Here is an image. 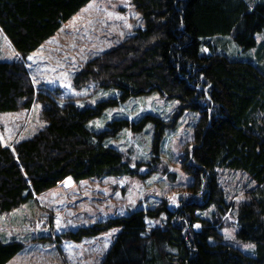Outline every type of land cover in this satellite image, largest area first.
<instances>
[{"label": "trees", "instance_id": "obj_1", "mask_svg": "<svg viewBox=\"0 0 264 264\" xmlns=\"http://www.w3.org/2000/svg\"><path fill=\"white\" fill-rule=\"evenodd\" d=\"M89 1L0 0V29L21 57L0 60V112L29 109L39 101L45 121L28 137L0 143V213L66 177L137 175L136 165L106 138L152 121L155 149L162 121L149 113L135 123L113 118L101 128L91 121L118 102L156 92L177 99L179 111L198 113L182 165L193 177L192 192L203 189L202 201L188 198L173 210L166 205L135 209L62 234L76 240L119 227L99 264H264V42L256 41L264 32V1L250 7L247 0H132L143 26L85 61L72 77L75 87L94 82L117 95L80 107L73 97L36 88L25 59ZM223 36H232L242 50L261 48L258 64L224 54L217 39ZM217 167L240 170L255 182L235 207V238L253 243L248 252L221 232L217 212L233 207L219 187ZM209 204L215 210L199 215ZM161 212L165 221L148 229L146 217ZM22 248L21 240L0 238V264Z\"/></svg>", "mask_w": 264, "mask_h": 264}, {"label": "rangeland", "instance_id": "obj_2", "mask_svg": "<svg viewBox=\"0 0 264 264\" xmlns=\"http://www.w3.org/2000/svg\"><path fill=\"white\" fill-rule=\"evenodd\" d=\"M247 1L252 7L255 2L264 0ZM143 24L132 0H90L25 59L34 86L56 90L61 97H73L80 107L116 97L115 89L100 88L94 82L75 87L72 77L85 61L119 44ZM217 39L224 54L257 63L261 51L258 46L257 49L242 50L235 45L232 36ZM256 41L264 42V32L256 34ZM19 58L20 54L0 29V60ZM40 111L41 104L35 101L29 109L0 112V143L11 145L32 135L45 124ZM147 113L163 123L162 137L155 149L152 121L145 122L138 130L123 127L106 138V142L118 149L127 162L136 165L137 175L79 181L66 177L36 194L33 200L0 213V238H16L23 242L22 250L5 264H99L119 227L104 228L76 240L62 233L95 227L110 217L135 209L166 205L173 210L188 198L202 201L203 189L192 192L193 177L182 165L184 151L194 142L197 112L189 109L181 112L177 99L148 92L105 108L91 121V126L101 128L106 121L120 117L135 123ZM215 170L225 200L233 207L226 214L217 212L221 232L234 245L248 252L253 247L247 246L253 243L235 238V207L247 199V191L255 182L240 170L226 167ZM69 178L71 182L66 185ZM214 210L215 206L209 204L198 213L207 216ZM166 218L167 214L162 212L153 218L146 217L147 228L161 225Z\"/></svg>", "mask_w": 264, "mask_h": 264}, {"label": "snow or ice", "instance_id": "obj_3", "mask_svg": "<svg viewBox=\"0 0 264 264\" xmlns=\"http://www.w3.org/2000/svg\"><path fill=\"white\" fill-rule=\"evenodd\" d=\"M205 51H206V49H205ZM29 59H31V57H29ZM70 182H71V180H70V178L68 179V180H66L65 181V184L67 185V184H70ZM57 226L59 227V219H57ZM197 227H198V225H197ZM248 248H252V247H254L253 245H248L247 246Z\"/></svg>", "mask_w": 264, "mask_h": 264}]
</instances>
